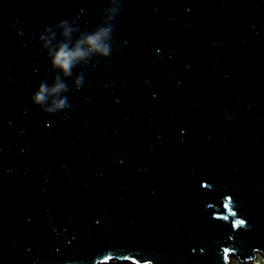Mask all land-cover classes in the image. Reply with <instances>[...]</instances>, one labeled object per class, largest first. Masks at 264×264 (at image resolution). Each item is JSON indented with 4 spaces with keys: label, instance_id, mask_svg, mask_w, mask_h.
I'll return each instance as SVG.
<instances>
[{
    "label": "water",
    "instance_id": "water-1",
    "mask_svg": "<svg viewBox=\"0 0 264 264\" xmlns=\"http://www.w3.org/2000/svg\"><path fill=\"white\" fill-rule=\"evenodd\" d=\"M105 4L0 0V264L264 255V0H122L120 46L43 112L44 26Z\"/></svg>",
    "mask_w": 264,
    "mask_h": 264
},
{
    "label": "clouds",
    "instance_id": "clouds-1",
    "mask_svg": "<svg viewBox=\"0 0 264 264\" xmlns=\"http://www.w3.org/2000/svg\"><path fill=\"white\" fill-rule=\"evenodd\" d=\"M122 10V0H106L100 10L101 19L91 30H81L77 23L78 17L60 19L55 25H45L38 37L40 52L49 62L53 72L51 82L40 80L31 92L30 100L34 105L49 114L70 110L71 104L68 93L80 90L85 81L82 71L75 72L78 66L95 65L97 58L108 63L112 55L113 46L119 47L114 40L115 24L113 21ZM71 80V87L68 80ZM229 248H224L226 264L229 261ZM258 251V250H254ZM111 252L103 259L111 258ZM129 258V257H125ZM248 264H264V255L256 258L248 257ZM65 264H79L75 261H66ZM150 264V261H145ZM236 264H241L236 261Z\"/></svg>",
    "mask_w": 264,
    "mask_h": 264
},
{
    "label": "rangeland",
    "instance_id": "rangeland-1",
    "mask_svg": "<svg viewBox=\"0 0 264 264\" xmlns=\"http://www.w3.org/2000/svg\"><path fill=\"white\" fill-rule=\"evenodd\" d=\"M260 254H258L259 256ZM236 261H238L237 259H235L233 261L234 264H236ZM241 262V261H240ZM101 264H135L134 262H131V261H120L118 259H112V260H109L107 262H103ZM242 264V263H241Z\"/></svg>",
    "mask_w": 264,
    "mask_h": 264
},
{
    "label": "snow or ice",
    "instance_id": "snow-or-ice-1",
    "mask_svg": "<svg viewBox=\"0 0 264 264\" xmlns=\"http://www.w3.org/2000/svg\"><path fill=\"white\" fill-rule=\"evenodd\" d=\"M229 199H231V197H229ZM216 219H221V217L217 216L215 217ZM223 219H227V217H223ZM241 225H246V221L244 219H241L239 221H237L235 224H233L234 228H239ZM201 251H203V249H201Z\"/></svg>",
    "mask_w": 264,
    "mask_h": 264
}]
</instances>
